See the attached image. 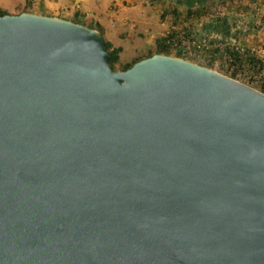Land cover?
<instances>
[{"label":"water","instance_id":"obj_1","mask_svg":"<svg viewBox=\"0 0 264 264\" xmlns=\"http://www.w3.org/2000/svg\"><path fill=\"white\" fill-rule=\"evenodd\" d=\"M100 32L0 14V264H264V92Z\"/></svg>","mask_w":264,"mask_h":264},{"label":"rangeland","instance_id":"obj_2","mask_svg":"<svg viewBox=\"0 0 264 264\" xmlns=\"http://www.w3.org/2000/svg\"><path fill=\"white\" fill-rule=\"evenodd\" d=\"M206 2L209 11L198 18L187 17L185 7L178 0H0V7L10 13L27 10L83 23H98L102 26V37L111 40L113 45L121 46L118 52L121 62L152 52L159 35L171 28H181L185 21H191L196 32L189 42L201 33L215 36L216 25L210 28L207 26L212 17L210 14H224L231 23L228 32H224L226 41L264 48V0ZM173 7L181 13L176 20L172 19L170 12ZM182 51L186 49L182 48ZM204 56L202 51L194 50L188 60L203 65ZM221 64L220 59H215L210 68L219 71ZM246 75L245 70L238 72L240 78ZM263 79L264 68L254 73V83Z\"/></svg>","mask_w":264,"mask_h":264},{"label":"trees","instance_id":"obj_3","mask_svg":"<svg viewBox=\"0 0 264 264\" xmlns=\"http://www.w3.org/2000/svg\"><path fill=\"white\" fill-rule=\"evenodd\" d=\"M178 1L181 2V4L185 7V14L187 17L198 18L200 15L205 14L209 11L207 8L209 7V4L206 2V0H195L194 2H186L183 0ZM5 12L6 11L0 7V14ZM170 12L172 14L173 20H176L181 14L176 7L171 8ZM210 16L212 17L209 18L207 26L210 28L215 27L216 25L217 29L214 34L215 36H207L205 33H203L209 43V46L207 48L199 50V52L202 51V54L205 55L203 65L207 67H213V60L220 59L222 63L220 65L222 67L219 69L220 72L239 79L264 92V79L259 83H254V73H257L261 69H263L264 63L254 54H250L247 52L238 53L237 51L233 50V48L231 47V42L226 41L227 39L224 36V32H228V30L231 28V23L228 21L227 17L224 14H210ZM83 24L97 29L102 35L98 23L90 24L84 22ZM195 33L196 32L193 29L191 21H185V24L181 28H171L165 33L159 35L155 40L154 50L152 52L172 54L181 56L186 59H191L190 57L193 55V51L196 49L194 48V45L190 44L189 41ZM103 43L105 49L108 52L107 61L110 67L113 69H124L135 60L152 53L148 52L146 55H141L138 57H134L126 62H121L119 60L118 54L121 46L113 45L110 40L105 38H103ZM181 47L183 48V50L186 49V51H182ZM242 70L247 71V75L245 78H240L238 76V72L240 73Z\"/></svg>","mask_w":264,"mask_h":264},{"label":"built area","instance_id":"obj_4","mask_svg":"<svg viewBox=\"0 0 264 264\" xmlns=\"http://www.w3.org/2000/svg\"><path fill=\"white\" fill-rule=\"evenodd\" d=\"M190 43L194 45V48L197 51L207 48L209 46V43L207 39L205 38V35L203 34L198 35L196 39H192ZM231 47L233 48V50L237 51L238 53L247 52L250 54H254L264 63V48L262 46L259 48H256L251 45H244L242 43L232 41Z\"/></svg>","mask_w":264,"mask_h":264},{"label":"crops","instance_id":"obj_5","mask_svg":"<svg viewBox=\"0 0 264 264\" xmlns=\"http://www.w3.org/2000/svg\"><path fill=\"white\" fill-rule=\"evenodd\" d=\"M98 25H99V27H100V30H101V27H102V26H101L100 24H98ZM106 39H107V38H106ZM108 40H109V39H108ZM110 41H111V40H110ZM111 42H112V41H111ZM112 44H113V43H112Z\"/></svg>","mask_w":264,"mask_h":264}]
</instances>
